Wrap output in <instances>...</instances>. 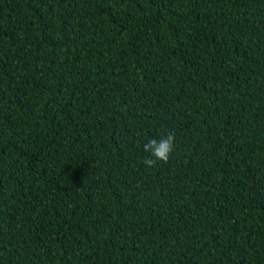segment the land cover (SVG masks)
<instances>
[{
  "label": "trees",
  "instance_id": "1",
  "mask_svg": "<svg viewBox=\"0 0 264 264\" xmlns=\"http://www.w3.org/2000/svg\"><path fill=\"white\" fill-rule=\"evenodd\" d=\"M0 264H264V0H0Z\"/></svg>",
  "mask_w": 264,
  "mask_h": 264
},
{
  "label": "clouds",
  "instance_id": "2",
  "mask_svg": "<svg viewBox=\"0 0 264 264\" xmlns=\"http://www.w3.org/2000/svg\"><path fill=\"white\" fill-rule=\"evenodd\" d=\"M176 136L174 132H168L157 138H150L143 143L142 148L146 156L142 161L148 168H154L158 164H167L175 148Z\"/></svg>",
  "mask_w": 264,
  "mask_h": 264
}]
</instances>
